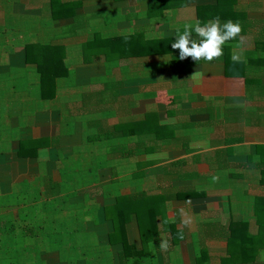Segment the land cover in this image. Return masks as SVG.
Listing matches in <instances>:
<instances>
[{
  "label": "crops",
  "instance_id": "obj_1",
  "mask_svg": "<svg viewBox=\"0 0 264 264\" xmlns=\"http://www.w3.org/2000/svg\"><path fill=\"white\" fill-rule=\"evenodd\" d=\"M151 3L0 0V264H264V0Z\"/></svg>",
  "mask_w": 264,
  "mask_h": 264
},
{
  "label": "clouds",
  "instance_id": "obj_2",
  "mask_svg": "<svg viewBox=\"0 0 264 264\" xmlns=\"http://www.w3.org/2000/svg\"><path fill=\"white\" fill-rule=\"evenodd\" d=\"M242 28L238 22L231 20L221 23L217 17L205 22L186 23L183 31L176 29V38L171 43L173 49L179 50V59L191 57L194 61L212 62L224 54V46L228 41L236 39ZM169 61V56L164 57ZM231 59L240 61V55L233 52Z\"/></svg>",
  "mask_w": 264,
  "mask_h": 264
},
{
  "label": "trees",
  "instance_id": "obj_3",
  "mask_svg": "<svg viewBox=\"0 0 264 264\" xmlns=\"http://www.w3.org/2000/svg\"><path fill=\"white\" fill-rule=\"evenodd\" d=\"M187 0H152V3L150 5V13H159L162 14L165 10L170 9V8H176L178 6H181L183 4L186 3ZM221 4H229V3H234L237 0H219ZM117 42H121V44H126L130 42L129 38H125V39H120ZM151 45V44H149ZM31 48L28 47V51ZM127 49V48H126ZM37 67L39 69V71L42 74L43 80H45L48 76V70H46L45 68H42V64L37 63Z\"/></svg>",
  "mask_w": 264,
  "mask_h": 264
}]
</instances>
